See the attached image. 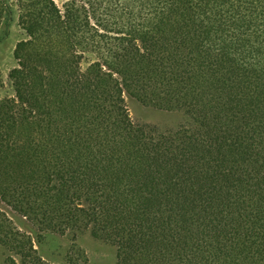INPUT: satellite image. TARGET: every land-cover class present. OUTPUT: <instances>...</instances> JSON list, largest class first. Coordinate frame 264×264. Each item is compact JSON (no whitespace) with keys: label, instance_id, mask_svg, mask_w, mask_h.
<instances>
[{"label":"trees","instance_id":"obj_1","mask_svg":"<svg viewBox=\"0 0 264 264\" xmlns=\"http://www.w3.org/2000/svg\"><path fill=\"white\" fill-rule=\"evenodd\" d=\"M13 1L0 203L116 264H264V0ZM128 96L190 122L137 123ZM0 247L47 264L1 211Z\"/></svg>","mask_w":264,"mask_h":264},{"label":"rangeland","instance_id":"obj_2","mask_svg":"<svg viewBox=\"0 0 264 264\" xmlns=\"http://www.w3.org/2000/svg\"><path fill=\"white\" fill-rule=\"evenodd\" d=\"M55 1L61 5L65 0ZM24 38L25 33L18 24L15 1L0 0V99L13 94L8 76L16 67V45ZM126 103L135 122L156 126L162 132L176 130L190 122L182 113L146 106L131 96L126 98ZM0 211L7 214L13 227L32 239L37 254L47 264H116V248L93 238L88 231L77 238L41 232L24 218L12 214L2 203ZM9 257L10 253L0 247V264H6Z\"/></svg>","mask_w":264,"mask_h":264}]
</instances>
